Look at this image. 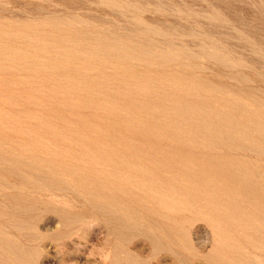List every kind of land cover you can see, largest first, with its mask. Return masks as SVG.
Here are the masks:
<instances>
[{
	"label": "rangeland",
	"instance_id": "obj_1",
	"mask_svg": "<svg viewBox=\"0 0 264 264\" xmlns=\"http://www.w3.org/2000/svg\"><path fill=\"white\" fill-rule=\"evenodd\" d=\"M149 72L264 106V0H0V264H264L263 207L228 187L158 206L179 193L116 145L225 139Z\"/></svg>",
	"mask_w": 264,
	"mask_h": 264
},
{
	"label": "bare ground",
	"instance_id": "obj_2",
	"mask_svg": "<svg viewBox=\"0 0 264 264\" xmlns=\"http://www.w3.org/2000/svg\"><path fill=\"white\" fill-rule=\"evenodd\" d=\"M143 74V77L140 76L139 79L141 78L147 83L158 81L168 90L170 97L168 102L176 111H183L184 114L190 115L196 120L209 119L213 125L206 127L207 134L215 136L222 133L225 137L223 141L218 142L217 146L199 143H192L189 146V142L184 139V136L173 135L177 140L168 142L163 140V135L158 136L152 133L149 136L155 140L116 144L124 151L140 156L143 169L157 174L158 177L149 183L152 193L164 189L169 195H172L170 192L179 193L178 197L180 198L157 201L155 204L164 208L173 206L181 208L184 204L182 194L186 196L191 189L202 196L204 193L213 195V192L220 195L221 192H224L223 187H228L233 193L243 194L244 201L253 210L264 208V181L253 173L258 171V167L257 163L250 158L253 156L257 159L264 158L263 104L255 100V109H250L249 105L242 103L239 99V94L235 96L225 91L216 90L208 82L195 77H182V75L168 72L163 73L165 76L162 74L157 76L154 72ZM206 91L213 92L217 95L216 98L219 96L216 94L219 91L225 93L224 96H226L218 97L219 100L217 99L218 103L215 107V102H209L208 98L205 99L201 96L202 92L207 94ZM222 95L220 94V96ZM206 96L208 97V95ZM148 131L144 130L143 132ZM223 149L226 151L220 152ZM261 169L263 172L264 168L261 167ZM135 198L142 199L140 195H135ZM236 200L235 198L228 199L224 203L233 205L236 204ZM220 202L223 201L212 197L201 201L210 210L213 206L220 208ZM217 215L222 219L226 218L224 213Z\"/></svg>",
	"mask_w": 264,
	"mask_h": 264
}]
</instances>
